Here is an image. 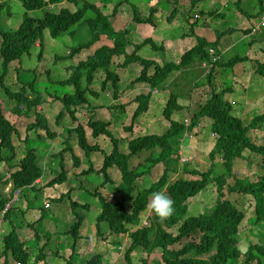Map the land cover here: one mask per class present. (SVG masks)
<instances>
[{
    "label": "trees",
    "instance_id": "trees-1",
    "mask_svg": "<svg viewBox=\"0 0 264 264\" xmlns=\"http://www.w3.org/2000/svg\"><path fill=\"white\" fill-rule=\"evenodd\" d=\"M20 1L23 2L28 14L18 30L6 32L2 30V15L9 6V2L0 0V36L2 37L0 52L3 58L0 87L4 89L14 104L21 103L24 106V115H34L32 112L36 110V122L29 124L28 129L29 131L35 129L40 131L36 133L38 141L55 140L58 135L50 129V120L45 116L43 109H39L41 98L36 94L37 85L34 82L27 83L23 80L22 75H19V82L13 80V84L22 85L24 90L21 92H13L4 84L10 66L27 55L32 58L31 52L37 44L41 49L39 55L41 60L47 30L50 31L52 38L56 39L61 34L69 33L74 27L79 26L84 17L88 15V11L94 14V18L88 20V27L92 34L91 39L87 43L75 47L70 52V58L90 49L94 51L93 54L88 55L87 60L80 61L74 67L73 76L69 81H61L56 84L73 86L75 91L74 94L57 97V100L64 106L62 112L57 115V119H59L57 122L63 119L65 111L69 113L74 123L85 117L83 112H87V115H90L88 122L91 129L90 137L97 139L100 136H106L112 142L110 154H104L105 160L101 173L106 174L107 170L111 168H116L121 173V182L112 195L91 194V196L97 197L101 203V212L96 223V234H98L101 224H105L112 238L115 237L117 245L122 243L126 245L129 241L125 251V257L129 264H134L130 255L140 248L148 254L160 255L163 264H241L242 259L243 264H264V245L254 244L246 251H241L239 247V233L244 226L247 225L253 230L252 228L264 223V144L258 145L249 135V132L256 129L258 124L264 123V113L255 117L248 125H244L243 119L233 114L232 107L224 99L231 89H224L221 94L215 93L213 97L211 96L209 102L194 115L192 122L188 125L184 120L181 122L171 120L172 113L180 110L176 104V97L171 96L163 113L164 118L169 121L166 131L162 134L140 135L131 140L126 150L116 134H113L114 130L111 129V127H119L123 131H132V127H120L121 114H124L120 111H124L126 107L119 102L121 101V90L116 85L119 78L112 71L117 61L125 60L123 67L137 62L143 66L141 76L136 82L148 85L149 94L136 97L135 101L139 104L133 115V119L136 120L149 111L153 92L169 79L172 72L182 71L184 68L198 63H212V57L214 55L218 57V53L215 51L212 54L208 48L215 45L218 48L221 38L235 33L237 29L231 27L218 32L217 40L214 43H211L208 38H200L199 44L186 51L178 63L167 60L162 65H157L153 60L141 58L136 51L129 55L126 48V45L129 47V44L123 36L127 37L130 34L131 26L130 29H123L119 32L117 29L114 30L112 19H110L119 13L123 4L130 5L134 13V25H150L155 29L157 22H155L153 14L151 13L148 18L141 17V8L134 3V1L137 4H142L145 1L150 3V0H119L115 3L111 14H106L105 10L111 6L114 0H106L107 3L95 2L98 7L91 0ZM198 1L201 0L194 1V3L196 4ZM207 1L210 2V0ZM247 1L248 4H251V8L248 6V9H245L243 7ZM233 2H235L236 10L250 19L260 21L264 15V0H234ZM63 3L75 5L77 10L71 11L64 7L59 14L45 12L41 20H36L29 15V12L44 10L50 4ZM170 4L172 12L166 22L171 25L174 18L180 14V10L177 9L179 0L171 1ZM213 13L225 20L226 15L222 14L220 10L210 14ZM8 16L11 17L10 14ZM197 24L195 22L190 26L195 28ZM206 26L211 27V24L206 23ZM262 28L264 29V26ZM252 31L253 29L244 32L249 34ZM71 34L75 36L74 32ZM102 39L113 41V45L100 44L96 48L95 45ZM144 42L143 46L156 47L152 38H147ZM140 47L138 46L136 50L141 49ZM161 47H164V44ZM160 50L164 49L160 48ZM247 61H249L247 56L236 55L224 65L215 63L208 80L213 85L217 67L224 69L229 67L227 69L233 70L237 65ZM256 63L258 65L257 75L264 79V62L257 61ZM153 67L154 73L150 75L149 71ZM104 75L106 79L98 82L99 76ZM109 84L112 85L114 92L110 96L113 97L111 105L106 106L104 102H98L99 92L96 87H100L101 91H106ZM133 87L130 86V88ZM31 94L35 95L34 100ZM102 108L109 109L115 121L95 120L96 110ZM61 117L62 119H60ZM203 119L213 121L212 128L217 136L213 151L208 157L210 166L206 170L197 166L193 171H190L186 166L183 169V175L189 177L173 180L174 175L180 174L181 144L186 137L189 139V135L195 132ZM73 132L78 135V147L85 152L84 155L88 158L90 153L100 151L98 145L88 143L87 132L82 124L76 128H68L69 140L71 139L70 134ZM43 133H45L44 137ZM29 135L26 140L21 137L18 126L7 119L0 104V217L3 223L10 222L12 224V230L3 236L4 246L3 251L0 250V264H9V259L17 264H28L30 258L26 247L28 239L24 241L23 235L28 237L32 235V232L28 230L27 233H19L17 225H14L16 222L12 219L13 216L16 217L17 214H20L19 212H23V209L17 206L20 199H17L16 193L26 189L36 191L37 187L42 185L38 181H43L40 156L36 150L27 148V143L33 138V135ZM19 145H24L25 149L21 150ZM73 145V143L68 145V150L60 154L61 175L46 187L53 188L66 182L65 157L68 154L65 155V152L72 153ZM247 152L262 157L263 174L258 177V181H252L248 177L242 178L233 171L236 161L245 158ZM53 157L55 156L53 155ZM72 158L74 167L79 169L80 158L73 153ZM220 166L223 171L216 173ZM229 179H234L235 183L233 185L228 183ZM107 180L109 181V178ZM108 183L113 184L111 181ZM225 188L228 193H236L245 199L252 198L254 200L253 218L246 219L245 209L231 200L224 199ZM6 189L9 190V193H5ZM160 191H166V194L174 201L175 211L164 222H160L148 208L152 194ZM205 191H207L205 193L207 195L213 194L215 205L206 213L192 216L189 213V201L201 196ZM67 194H71V192ZM65 197L66 195L63 194L60 201ZM70 202L77 218V222H74L71 231H69L74 236L75 246L78 238H82L79 230L84 223V215L77 213V209L80 207L86 210L89 206L80 205L71 199ZM27 213L28 211H25V214ZM36 223L35 221L34 224ZM34 224H30L28 227L34 228ZM194 235H197L199 241L192 239ZM40 238L42 236L36 232V239ZM36 258L35 264H40L43 260L47 261L48 256L43 253V248H41V254ZM85 264H102L101 255L86 260ZM142 264H146V262L142 260Z\"/></svg>",
    "mask_w": 264,
    "mask_h": 264
},
{
    "label": "rangeland",
    "instance_id": "rangeland-1",
    "mask_svg": "<svg viewBox=\"0 0 264 264\" xmlns=\"http://www.w3.org/2000/svg\"><path fill=\"white\" fill-rule=\"evenodd\" d=\"M91 1L94 2L96 7L98 6L95 2L101 3L99 1H102V3H107L106 0ZM118 1L114 0L111 6L106 8L105 13H113V7ZM171 1L173 0H150V3L145 1L142 4H137L134 1L136 6L141 8V17L148 18L152 11H154L153 16L155 22H157V27L155 28L157 34H155L154 28L150 25L133 24L134 13L130 5L123 4L119 13L115 17L110 18L112 19L114 30L117 29L119 32L123 29H130L131 26L130 34L127 37L123 36L124 40L129 44V47L126 45L129 54L134 52L138 46H143L147 38H152L155 41L156 47L153 49L151 45L140 47L141 49L137 50L138 52L140 51L138 55L143 59H152L157 65H162L167 60L177 62L181 59L183 53L199 44L200 38H209L214 43L217 40L218 32L234 27L237 31L226 35L221 40L219 45L221 56L217 59L218 65L219 63L220 65L228 63L236 55L249 56L250 61L238 65L233 70L227 69L229 67H226V69L217 67L215 79L212 82L213 85L206 77L210 75L215 67L213 62L208 67H205L204 64H198L194 68L186 67L183 71L172 72L161 89L153 94L150 111L135 120L133 119V115L138 107L135 98L139 95L147 94L149 89L145 85H136L133 89L125 90V86L132 84L134 80L140 77L142 68L140 63L122 68L121 65L124 60L120 59L116 62L115 68L112 69V71L115 70L116 73H119L121 77L122 84L120 89L123 92L121 103L126 107L124 111H120L124 112V114H121L120 127H132V131H123L119 127H111V129L120 138L124 147L127 146L129 140L134 139L136 136L147 133L162 134L166 131L168 123L163 118V110L172 94L177 96L176 102L178 105L184 107L183 110L176 114L175 118H188L189 123L192 122L194 115L209 102L211 96L213 97L215 93L221 94L224 89H231V92L226 94L224 99L232 107L233 114L243 119L244 125H248L255 117L264 113V79L259 77L256 72L258 68L256 62H264V29L260 30V27L258 28L259 20L243 16V14L236 10L234 0H210V2L201 0L196 3L194 8L190 5L192 0H179L177 9L180 10V14L175 17L176 19L170 25L167 24L166 19L172 12L170 10ZM248 6L251 8V4H248L247 1L243 8L248 9ZM62 7L68 8L71 11L77 10L75 5L64 3L60 6H51L49 9L29 12V15L36 20H41L45 12L58 13ZM188 10L190 12L186 16ZM217 10L226 14L225 20H222L216 13H209ZM27 14L28 12L23 2L20 0H9V6L3 11L2 15V30L6 32L18 30ZM197 16L200 19L196 20ZM91 18H94V14L88 11V15L84 17L79 26L74 27L69 33L61 34L56 39L52 38L50 31L47 30L45 32L43 58L41 60L39 58L41 51L39 46H34L31 52L32 58L27 55L22 60L11 64L4 82L13 92L24 90L22 89V85L16 86L13 84V80L14 82H19V75H22L25 82H34L37 85L36 94L41 98L39 109H43L45 116L50 120V129L58 135L55 140L43 139L42 141H38L36 133L40 131L37 129L29 131L28 129L29 124L36 122V110L32 112L34 115H24V106L21 103L14 104L4 89L0 87V104L5 116L11 123L18 126L23 139L26 140L29 133L33 135V138L27 143V148L36 150V153L40 156V163L43 169L42 185L37 187L36 191L31 189L21 191L17 198L18 200L20 199L17 206L22 208L23 212H19L20 214L12 218L16 222L14 225H17L19 233H27L28 230L32 232L31 236L25 237L23 235L24 241L28 239L26 246L30 255L28 264H35L36 257L41 254V248H43V253L48 258L47 261L43 260L40 264H67L65 260H71L72 264H85L86 260L88 261L97 255H101L102 264H129L125 257L129 241L126 245H123V243L117 245L115 237L113 236L112 238L105 224L100 226L98 234H96V223L97 217L101 212V203L97 197H93L91 194L112 195L122 178L116 168L109 170L110 181L113 184L106 183V176L100 174L102 165H104V154L111 152L112 142L106 136H100L97 139L90 137L91 129L88 124L90 115H87V112L83 113L85 117H82L79 122L74 123L69 113L65 111L66 114L63 119L61 117L60 119L62 120L57 122L59 120L57 119V115L64 108L63 104L57 100V97L74 94L75 91L73 86L57 85L56 83L69 81L73 76L74 67L80 61L87 60V56L92 55L94 52L90 49L70 58V52L75 47L87 43L91 39L92 34L88 27V20ZM187 21L190 23L196 21L198 27L195 29L190 28ZM206 23H210L211 27H207ZM253 26L256 31L249 34L244 32L250 30ZM73 32L75 36H72L71 33ZM1 43L2 37L0 36V48ZM100 44L113 45V41L102 39L96 45V48ZM163 44L164 53L160 50ZM166 48L167 51L165 52ZM215 49L216 47H211L209 51L213 52ZM257 58L262 60H258ZM213 60L216 61V58ZM2 62L3 58L0 52V76L3 71ZM153 73L154 70L152 69L151 75ZM105 79V75L99 76L98 82ZM96 88L99 92L98 102H104L106 106L111 105L113 97H109L106 91L101 92L100 87L97 86ZM31 96L34 100L35 95L31 94ZM95 120L115 121L112 112L107 108L96 110ZM79 124H82L87 132L88 143L90 145L96 144L100 147V151L90 153L89 158L78 147V135L76 132L70 134L71 139L69 140L68 128H76ZM212 125V120L203 119L195 132L189 135V139L186 137L183 140L181 144L182 156L179 158L181 164L179 167L180 174L174 175L173 180L189 177L183 175V169L186 166H188L187 168L190 171L196 169L197 166L205 170L209 168L210 161L208 157L213 151L217 139ZM249 135L258 144L263 145L264 123L258 124L256 129L249 132ZM44 136L45 133H43ZM70 141L71 143H69ZM72 143L74 144L73 155H76L81 160L80 168L76 169L74 167L72 153L65 152V155L68 154L65 157L66 182L53 188L46 187L47 184L61 175L60 154L67 151L68 145ZM19 147L21 150L25 149L24 145H19ZM261 164L262 157L260 155L247 152L245 158L236 161L233 171L242 178L248 177L252 181H258V177L263 174ZM1 168L3 167L1 166ZM216 171V173L223 171L222 166L218 167ZM83 173H86V175H81ZM78 174L80 176H77ZM228 183L233 185L235 180L229 179ZM207 191L189 201V213L192 216L206 213L215 205L216 202L213 194H205ZM69 192L71 194H67ZM5 193H9V190L6 189ZM224 193V199L231 200L245 209L246 219L254 217L255 206L252 198L245 199L236 193H228L227 188H225ZM63 194L66 197L60 201ZM70 199L79 204L89 206L86 210L82 208L77 210V213L84 215V223L79 230L82 238H78L75 246L74 236L69 231H71L74 222H77V218L72 211ZM47 204H51L50 209H45ZM25 211H28V213L25 214ZM1 219L0 217V250L3 251V236L12 230V224L10 222L3 223ZM35 221L37 222L36 224H34ZM30 224H34V228L28 227ZM252 229L246 225L240 231L239 247L241 251H246L247 248L254 244L264 245V223ZM36 232L42 238L36 239ZM192 239L199 241L197 235L192 236ZM130 258L134 264H142V260L146 264H163L160 255L148 254L144 250H141V248L132 253ZM1 261L3 262L4 259ZM243 262L242 259L241 264ZM8 263L17 264L10 259Z\"/></svg>",
    "mask_w": 264,
    "mask_h": 264
},
{
    "label": "clouds",
    "instance_id": "clouds-1",
    "mask_svg": "<svg viewBox=\"0 0 264 264\" xmlns=\"http://www.w3.org/2000/svg\"><path fill=\"white\" fill-rule=\"evenodd\" d=\"M174 1V0H173ZM194 1H197V0H192V2H190V5H192V8H194V6H196V4L194 3L193 4V2ZM8 2H9V0H8ZM64 4V3H63ZM56 5H58V6H60V5H62V4H56ZM179 4H177V6H178ZM51 6H54L53 4H50L47 8H45V9H49ZM44 9V10H45ZM62 9H63V7H62ZM61 9V10H62ZM61 10H60V12H61ZM170 10H172V6L170 7ZM60 12H58V13H55V14H59ZM189 10L187 11V16L189 15ZM209 13H211V12H209ZM152 14H154V11H152ZM223 14V13H222ZM200 15H201V13H200ZM226 15V14H225ZM200 17H202V16H200ZM264 15H263V17H261L260 18V21H259V23H258V28L260 29V30H263V28H262V26H264ZM174 19H176V18H174ZM198 19H200L198 16H197V18H196V20H198ZM196 22V21H195ZM194 22V23H195ZM173 23V22H172ZM187 24L190 26V25H192L193 23H190L189 21H187ZM197 27V26H196ZM195 27V28H196ZM190 28H192V26H190ZM195 28H192V29H195ZM251 29H253V31H256L255 30V27L253 26ZM252 31V32H253ZM154 32H155V29H154ZM251 32V33H252ZM209 39V38H208ZM223 38H221V40H222ZM221 40H220V43H221ZM209 41L211 42V40L209 39ZM215 42V41H214ZM212 43V42H211ZM220 45V44H219ZM36 46H38V44L36 45ZM150 46V45H149ZM211 47H216V45L215 46H210L209 48H208V51H209V49L211 48ZM40 48V47H39ZM152 49H153V47H151ZM155 48V47H154ZM160 48H163L164 49V47H160ZM194 48V47H193ZM251 48V47H250ZM140 50V49H139ZM190 50V49H189ZM134 51H136L137 52V54L140 52H138L137 50H134ZM167 51V48H166V50H165V52ZM215 51H217V53H218V57H216L215 55L212 57V62L215 64V63H218V58L221 56L220 55V52H219V47L218 48H216L213 52H210V53H214ZM163 52H164V50H163ZM133 53V52H132ZM132 53H130V54H132ZM129 54V53H128ZM129 54V55H130ZM184 54V53H183ZM138 56H140V55H138ZM141 57V56H140ZM248 58H249V61H250V57L249 56H247ZM142 58V57H141ZM214 58H216V61H214L213 59ZM146 60H152V59H146ZM125 61V60H124ZM118 62V61H117ZM179 61H177V62H175V63H178ZM137 63H139V62H137ZM137 63H130L129 65H132V64H137ZM123 64H124V62H123ZM123 64L121 65L122 66V68H126V67H123ZM198 64H204L205 65V67H208L209 66V63H198ZM198 64H196V65H192V66H188V68H194V67H197V65ZM211 64V63H210ZM241 64H243V63H241ZM140 65H141V68H142V70H143V66H142V64L140 63ZM216 65V64H215ZM219 65H220V63H219ZM222 65V64H221ZM224 65V64H223ZM240 65V64H239ZM238 66V65H237ZM154 70V67L153 68H151L150 69V71H149V73H150V75H151V70ZM183 71V70H182ZM114 72H115V70H114ZM142 72V71H141ZM116 73V72H115ZM116 76H118V78H119V82L116 84L117 85V87L120 89V86H121V84H122V80H121V77H120V75H119V73H116ZM141 76V75H140ZM171 76V75H170ZM207 77V79L209 78V76H206ZM138 79V78H137ZM136 79V80H137ZM136 80H134V82L132 83V84H130V85H127V86H125V90H127V89H133V88H135V86L136 85H145V86H147L148 87V89H149V86L148 85H146V84H141V83H137L136 82ZM209 81V80H208ZM210 82V81H209ZM166 83V82H165ZM164 83V84H165ZM133 84H135V85H133ZM163 84V85H164ZM162 85V86H163ZM130 86H134L133 88H130ZM161 86V87H162ZM161 87L160 88H158V89H156L154 92H153V94H155L159 89H161ZM108 89H109V91H107L106 90V92H107V94H108V96L110 97L111 96V94H113V92H114V90L112 89V85L111 84H109L108 85ZM101 90V89H100ZM121 90V89H120ZM102 92V91H101ZM122 94H123V92L121 91V100H122ZM147 94H149V92L147 93ZM142 95H145V94H142ZM153 96V95H152ZM171 96H175L176 98H175V100H177V96L176 95H174V94H172ZM170 96V97H171ZM170 97H169V99H170ZM136 99V98H135ZM151 99H152V97H151ZM150 99V104H149V107L151 108V106H152V100ZM168 99V100H169ZM120 103H121V101H119ZM168 103V102H167ZM176 104L178 105V103L176 102ZM138 106H139V104H138ZM179 106V105H178ZM180 107V110H178V111H174L173 113H172V116H171V120L172 121H176V122H181L183 119H179L178 118V116H177V118L178 119H176L175 118V116H176V114L177 113H179V111H181V110H183L184 109V107L183 106H179ZM138 108V107H137ZM150 108H149V111H150ZM166 108V107H165ZM165 108H164V110H165ZM164 110H163V113H164ZM148 111V112H149ZM84 113V112H83ZM144 115V114H143ZM142 115V116H143ZM141 116V117H142ZM187 117V116H186ZM163 118H164V116H163ZM164 120L168 123V126H169V121H167L165 118H164ZM184 122L188 125V124H190L189 122H188V118H186V119H184ZM168 126H167V128H168ZM114 134V133H113ZM115 135V134H114ZM215 135V134H214ZM137 137H139V136H136L135 138H137ZM122 138V137H121ZM134 138V139H135ZM120 139V138H119ZM123 139V138H122ZM133 140V139H132ZM255 143H257L258 144V142H256L255 140H253ZM130 142H131V140H129L128 141V143H127V146L130 144ZM258 145H260V144H258ZM127 146H125L124 147V149L126 150L127 149ZM108 154H110V153H108ZM111 169H114V168H111ZM111 169H108L107 170V172H106V174H104V173H101V171H100V174H104L105 176H106V183H108L109 181H110V177L111 176H109V170H111ZM120 173V172H119ZM121 174V173H120ZM81 175H83V176H85L86 175V173H83V174H81ZM77 176H80L79 174L77 175ZM107 178H109V181L107 180ZM38 183H40V184H42V181H38ZM20 193H21V191H19L18 193H16V197L18 198V196L20 195ZM77 203V202H76ZM81 205V204H80ZM46 208H48V209H50L51 208V204H47L46 205ZM72 208V207H71ZM80 208V207H79ZM78 208V209H79ZM148 208L151 210V212L154 214V216L160 221V222H164V221H166L169 217H171L172 215H173V213H174V211H175V209H174V201L171 199V197L169 196V195H167L166 194V191H160V192H156V193H153L152 194V197H151V199H150V201H149V203H148ZM77 209V210H78ZM72 211H73V209H72ZM75 215V217H76V214H74ZM102 225V224H101ZM77 242H78V240H77ZM28 251V250H27ZM65 262L67 263V264H72L71 263V260H68V261H66L65 260Z\"/></svg>",
    "mask_w": 264,
    "mask_h": 264
},
{
    "label": "crops",
    "instance_id": "crops-1",
    "mask_svg": "<svg viewBox=\"0 0 264 264\" xmlns=\"http://www.w3.org/2000/svg\"><path fill=\"white\" fill-rule=\"evenodd\" d=\"M96 45H97V44H96ZM96 45H95V46H96Z\"/></svg>",
    "mask_w": 264,
    "mask_h": 264
},
{
    "label": "built area",
    "instance_id": "built-area-1",
    "mask_svg": "<svg viewBox=\"0 0 264 264\" xmlns=\"http://www.w3.org/2000/svg\"><path fill=\"white\" fill-rule=\"evenodd\" d=\"M264 19V18H263Z\"/></svg>",
    "mask_w": 264,
    "mask_h": 264
}]
</instances>
